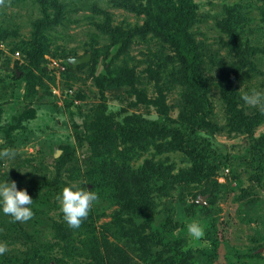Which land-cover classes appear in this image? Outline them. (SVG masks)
Here are the masks:
<instances>
[{
  "label": "rangeland",
  "instance_id": "1",
  "mask_svg": "<svg viewBox=\"0 0 264 264\" xmlns=\"http://www.w3.org/2000/svg\"><path fill=\"white\" fill-rule=\"evenodd\" d=\"M193 2L196 24L190 33L199 46L213 103L209 126L199 135V157L171 150L170 139L149 132H144L146 139L129 138L123 146L107 137L93 145L79 142L80 136H91L88 118L101 105L107 107L106 115L130 128L157 121L158 108L138 101L136 91H144L148 100L162 92L173 119L182 110L184 86L174 48L135 36L136 43L123 49L106 36L109 28H143L149 18L137 12L145 0H0V150L17 152L14 160H0V182L14 181L18 190H27L37 204L32 218L51 223L42 228L43 245L59 249L69 241L81 249L76 264L91 263L84 258L88 253L103 264L119 263L126 253V264H264V184L255 167L241 159L256 144L264 154V142L259 143L264 121L252 134L231 130L221 84L240 63L233 48L237 36L251 64L238 71L245 82L234 90L237 102L247 114L262 110L242 97L264 92V0ZM59 9V23L36 35L34 24L54 20ZM34 46L32 57L28 51ZM87 55L91 60L81 69L69 62ZM204 150L221 162L208 177L193 172ZM67 185L98 193L88 216L89 235L84 226H62L56 197ZM51 205L58 208L49 211ZM119 217L126 226L146 224V233L157 232L164 244L151 247L148 256L143 247L125 245L116 237ZM6 218H0V242L12 249L6 256H18L15 264H33L29 244L7 233ZM191 223L203 228L204 237L189 235Z\"/></svg>",
  "mask_w": 264,
  "mask_h": 264
},
{
  "label": "trees",
  "instance_id": "2",
  "mask_svg": "<svg viewBox=\"0 0 264 264\" xmlns=\"http://www.w3.org/2000/svg\"><path fill=\"white\" fill-rule=\"evenodd\" d=\"M139 1L140 0H136V3ZM145 1L146 4L142 11L137 12L138 15L143 14L149 18V22L145 24L143 28L135 30L130 29L129 31H124L121 28H109L110 30L107 29L108 31L106 32V36H108L107 38L109 39L115 38L112 43L120 44L123 49H129L136 43V41L133 40L135 36H142L143 39L150 36L152 39L158 40L157 45L160 46L161 44H164V46L168 45L174 48L181 63V82L184 86V91L182 93V110L178 118L173 119L168 114L169 106L167 105L165 96L162 92H159L155 99L148 100L144 91H136L138 101L153 104L158 108L160 118L157 121L144 125L137 122V125L130 128L128 125L122 124L123 121H116L117 119L114 115H106L105 111L107 107L105 109V107L101 105L96 110V113L88 118V124H90V127L86 128V130L88 133H91L92 137L87 135H84L83 137L82 135L79 138V142L81 145L86 144V142L93 145L101 142L100 139L103 137H107V139L112 141H114V139L120 140V145L123 146L128 142L126 140L129 138H132L134 141L146 139L144 132H149L153 137L157 136L161 140L170 139V141L167 142V145L171 150H180L199 157L198 151L201 141V137L199 135L200 132L205 130L204 128L209 126L206 118L212 113L211 108L213 103L211 87L205 77L203 61L199 54V46L190 33L196 24L195 4L193 0ZM93 10L98 11V8L94 7ZM126 10L129 11L130 9ZM58 11L59 13L56 15L54 20L49 18L47 15L48 18L44 19V21H39L37 24H34L35 30H37L36 35L40 34L42 30L52 28L54 24L59 23L62 10L59 9ZM104 13L108 16L107 12ZM233 39V48L235 52L239 54L240 63L237 65V68L234 67L236 70H232L228 73V81L224 79L225 82L223 83L221 78L222 88H224L223 99L225 103V111L228 116V122L232 125L231 130L252 134L254 130L257 129V127L264 121V110L258 111L254 114H247L242 107H239L240 104L237 102V96L235 95L234 90L239 88L241 84L245 82V77H239L238 74L240 70L243 69V66L244 68L247 66L249 70V68H251V64L241 53L242 45L240 38L234 36ZM37 43L38 45H41L39 40ZM142 43L146 42L142 41ZM35 50L36 47L34 46L28 51L32 57L36 54ZM36 63L38 65L39 60ZM86 66V64H83L78 67L81 69ZM242 74L246 77L249 76L248 71H244ZM16 75L18 76V74ZM112 125L126 132L115 134V131L112 129ZM263 142L264 139L259 143L263 144ZM162 146L164 147V144H162ZM257 147V144L252 146L247 155L241 159L250 168L255 167L258 171V180L264 184V181H261L264 179V177H262L264 173V154L257 150ZM259 153H261V155H259ZM201 159L200 164L196 165L197 169L193 170V172L198 176H200V173L205 177H208L210 175V171L212 172L216 168L215 166L218 163H221L216 160L212 153L208 150H204ZM45 202L46 201H41L39 203L42 208H46L47 205ZM32 208L34 213L37 214V204H33ZM55 208L58 207L51 205L49 207V211ZM2 217L6 218L5 215L0 213V218ZM40 218L46 219L45 217H39L36 219L31 218L29 221L23 223H13L11 219L6 218L5 222L7 224V233L9 232L11 239L16 242L22 240L26 244H29L28 248L31 252V255L29 254V258L35 261L33 264H53V262L54 264H76V256H80L78 255V252L81 249L76 246H71L69 241H67V245L59 249L55 248V246H52L51 244L43 245L44 242L41 241L43 235L42 228L44 225V227L50 226L51 223L43 220L44 222L38 224L37 220ZM118 220L117 226L119 229H117L116 237L119 238V241L125 242V245L127 246L138 245L143 247L144 251H146V256L149 255L151 247L164 244L165 242L162 239V236L157 232V235L154 233L147 234L146 224L136 226L133 223H130V226H126V224L122 221V218L119 217ZM56 222L57 221L54 223ZM62 223H64L62 225L63 228L66 229V222L62 220ZM89 223L90 218H87L81 224V226L86 228L87 235H89V230H92ZM44 239L47 238L45 237ZM30 245L32 246L30 247ZM13 251L18 252V249H14ZM11 252L12 249L8 250L5 256ZM59 255H62V257L58 258ZM126 255L127 253L125 254V258L119 263L112 262L110 264H126L128 262V257ZM5 256H0V264H15L13 262H19L18 256H11V258L9 256ZM84 258L92 261L87 264H94L93 259L95 261L99 260V264H103V260L101 258L92 256L89 253ZM108 260L110 261V258Z\"/></svg>",
  "mask_w": 264,
  "mask_h": 264
},
{
  "label": "clouds",
  "instance_id": "3",
  "mask_svg": "<svg viewBox=\"0 0 264 264\" xmlns=\"http://www.w3.org/2000/svg\"><path fill=\"white\" fill-rule=\"evenodd\" d=\"M242 99L246 104L260 106L264 110V92L253 91L251 94H245ZM16 155L15 149L0 150V160H14ZM56 199L60 206V212L63 214V220L68 227L79 229L88 218L94 202L99 200V196L93 190L67 185L57 194ZM33 203L27 190H18L14 181L0 182V213L10 217L13 223L29 221L34 216ZM187 231L196 240L205 235L203 228L198 223L187 225ZM6 252H8L7 244L0 242V256Z\"/></svg>",
  "mask_w": 264,
  "mask_h": 264
},
{
  "label": "water",
  "instance_id": "4",
  "mask_svg": "<svg viewBox=\"0 0 264 264\" xmlns=\"http://www.w3.org/2000/svg\"><path fill=\"white\" fill-rule=\"evenodd\" d=\"M90 60H91V56H90V55H87V56L82 57V58H74V59H70L69 62H70V64L72 65V67H73L74 69H76L78 66L90 62ZM199 203H203V202H200V201H199Z\"/></svg>",
  "mask_w": 264,
  "mask_h": 264
}]
</instances>
